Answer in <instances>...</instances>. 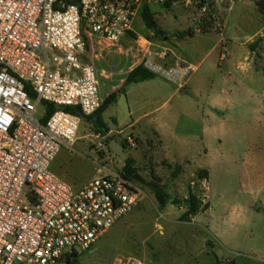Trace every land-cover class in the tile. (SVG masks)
<instances>
[{
    "label": "built area",
    "instance_id": "built-area-1",
    "mask_svg": "<svg viewBox=\"0 0 264 264\" xmlns=\"http://www.w3.org/2000/svg\"><path fill=\"white\" fill-rule=\"evenodd\" d=\"M56 2L0 0V264H66L68 255L89 250L132 212L144 194L113 167L121 163L102 135L96 147L108 162L82 188L51 167L77 141L79 119L64 108L92 116L109 96L101 93L104 70L81 60L86 36L128 58L133 69L153 68L170 49L146 39L143 45L139 39L123 43L134 32L137 9L119 0H80L60 9ZM195 71L184 68L185 75ZM43 102L56 108L46 121L45 111L38 117ZM124 143L137 148L133 136Z\"/></svg>",
    "mask_w": 264,
    "mask_h": 264
},
{
    "label": "rangeland",
    "instance_id": "rangeland-1",
    "mask_svg": "<svg viewBox=\"0 0 264 264\" xmlns=\"http://www.w3.org/2000/svg\"><path fill=\"white\" fill-rule=\"evenodd\" d=\"M119 1L133 10L137 9L134 32L130 37L139 39L141 45L146 39L174 49L177 42L174 38L182 33L197 29L211 31L192 40L187 38L178 47L179 53L189 55L194 63H198L196 55H205L216 46L195 75L207 82L201 86L200 98L190 90L191 87L185 88L161 112H166L168 108H180L182 104L186 106L193 98L208 99V95L218 97L223 108L213 112L212 133L204 140L208 150L207 171L197 174L194 179L195 193L192 196L199 201L200 213L197 220L188 224L194 217H186L188 208L184 215L169 213L168 209L159 205L149 188V183L153 181L166 186L170 194L168 203L171 202L170 197L175 193L176 166L167 161L147 163L143 161L146 160L145 148L126 147L124 152L127 157L141 159L136 166L147 182L146 185L138 182L144 194L132 212L101 236L89 250L78 254L76 264H264V38H256L251 44L243 46H239L243 41L236 42L237 46L233 42L222 43L226 38L220 30L231 4L229 0H203L204 3L201 0H178L170 6H166L167 0H148L155 14L164 17L162 28L168 41L156 38L152 31L146 29L141 15L144 0ZM255 2L264 4V0ZM253 9L252 6L237 5L229 21L230 29L240 28L236 19L239 16L240 19L248 17ZM254 28L257 29L258 25L255 24ZM226 48L227 51L241 49L257 53L251 60L250 71L244 76V85L232 88L231 94L218 85L219 75L216 72L220 55L228 54L224 51ZM169 55L170 52L162 60L168 59ZM209 78L215 80L212 88ZM146 81V86L154 83L165 86L169 89L165 93L175 90L171 83L159 76ZM119 102L112 103L114 105L103 114L111 127L114 124L109 116L123 105V108L128 107L125 100ZM133 103L143 104L139 96L134 98ZM44 111L45 107L40 103L38 117ZM119 125L122 124L119 122ZM127 134L128 131L125 136ZM99 135L93 121L80 118L73 151L62 149L51 170L55 173L68 170L77 184L92 180L98 168L96 164L105 165L108 162L104 160V153L96 147L101 141ZM103 141L107 144L111 142L110 138ZM189 145L193 147V143ZM191 146L181 149L168 138L164 144L165 156L179 163L178 157L182 153L196 156V152L190 153ZM115 156L116 163L119 161L121 164H114L113 167L121 169L125 159Z\"/></svg>",
    "mask_w": 264,
    "mask_h": 264
},
{
    "label": "crops",
    "instance_id": "crops-1",
    "mask_svg": "<svg viewBox=\"0 0 264 264\" xmlns=\"http://www.w3.org/2000/svg\"><path fill=\"white\" fill-rule=\"evenodd\" d=\"M229 1H231V4L226 11L223 27L220 30L222 31L221 34L226 38L222 40V43L227 45L226 43L233 42L234 45L237 46L236 42L243 41V43L239 45L243 46L251 44L256 38H264V14L258 9L255 0ZM240 4L252 6L254 9L250 12L248 17L242 16L240 19L239 16L236 19L240 23V28L230 29L229 21L236 6ZM150 9L154 14V20L158 27L164 30L162 28L164 17H162L163 19L160 18L155 14L152 7H150ZM236 17H234V19ZM254 23L258 25L257 29L254 28ZM210 32L211 31L204 32L201 29H197L193 32L189 31L186 34L182 33L181 36L174 38L177 40L176 47L170 49L168 59H155L153 61V68L146 67L154 72L156 77H161L175 87V90L167 93H165V91L169 89L165 86L156 83L152 86H146L145 83L147 81L124 87L127 75L133 70L130 60L128 58L119 57L109 48L105 49L104 44H101L102 42L95 37H85L87 40V49L85 54L81 56V60L84 63L94 64L99 69L104 70V72L100 73L101 93L103 96L106 97L107 95L110 96L111 94L117 93V99L114 104L124 100L128 104L127 108H123V105L109 116L114 127H111L103 118L109 128V133L104 137H108L111 142L116 141L123 146L125 138L127 136H133L137 140V147L140 146L145 148L146 160L143 159V161L147 163L167 161L169 164L180 168V171L173 181L175 193L170 197L171 202L164 207L172 214L184 215L187 212L188 207L184 205H174L172 202L174 199L189 201L190 197L195 193V176L207 171L206 158L208 150L205 147L204 140L206 136H211L212 133L211 121L215 119L213 112L221 110V108H223V103L218 97H211L208 95V99L205 98V100L193 98L185 104L186 106L182 104L180 106L181 109L168 108V110L163 113L161 110L168 106L178 92L182 93L184 92L183 90L188 87H191L190 90L200 98V94L202 93L201 86L207 82L202 81L201 77L195 75L199 72L200 66L215 51L216 46L212 47L205 55H196L198 63H194L189 55H182L179 53L178 47L180 44H183L187 38H191L192 40L199 35H205ZM168 39L169 38L166 37L165 41H168ZM131 42H133V39L130 36L123 41L125 44H130ZM153 43L158 45V43ZM224 51L228 52V54L220 55L216 66V72L219 75L218 85L222 87L223 91L230 92L231 94L232 88L244 85V76L248 73L247 71L250 69L251 60L256 57L257 53L255 51L250 50V52H248L241 49L227 51V48L224 49ZM188 65L195 66L196 71L185 75L184 68ZM260 68L261 67H258V69ZM128 70L129 72L125 73V71ZM244 72L245 74H243ZM204 80L206 81V79ZM208 81L211 84L210 88H212L215 85V80L209 78ZM248 90L250 92L252 91V89ZM164 94H166V96ZM136 96L141 98L143 104L133 103ZM113 105L106 109L104 115ZM119 122L122 125H119ZM127 131L129 134L125 136ZM168 138L174 140L181 149L186 146L189 148L191 146L189 145L190 142L193 143V147L191 146L192 150L189 149V151L190 153L196 152V156L182 153L178 157L179 163L170 161L165 156L166 147H164L166 139ZM66 150L69 152L71 151L68 149ZM61 151L59 154H61ZM161 152H163L162 155ZM59 154L56 159L59 157ZM130 157L135 161V165L141 160L135 156ZM197 157L198 161H196ZM54 162L52 163V169ZM96 166L98 168H96V175H94V178L99 175V162ZM55 174L71 184L75 189H80L91 181L77 184V182L71 178L72 173L66 169L58 171V173ZM167 189L166 187V191ZM209 208L206 210L207 212ZM198 215L191 217V222H188V224H193L197 220Z\"/></svg>",
    "mask_w": 264,
    "mask_h": 264
},
{
    "label": "trees",
    "instance_id": "trees-1",
    "mask_svg": "<svg viewBox=\"0 0 264 264\" xmlns=\"http://www.w3.org/2000/svg\"><path fill=\"white\" fill-rule=\"evenodd\" d=\"M148 0L143 1L142 9H141V15L144 22V25L148 31H152L156 38L160 40H164L167 33L164 30H161L156 21L154 20V14L152 13L150 6L147 2ZM178 0H167L166 6H170L171 3H174ZM80 0H57L55 4L56 9H60L63 4L65 5H73V4H79ZM202 3H204L203 0H201ZM256 5L261 13L264 14V4L260 2H256ZM133 33L130 34V36ZM136 39V38H134ZM156 43V42H155ZM156 77V74L146 68L145 66L141 65L136 68H134L126 77L124 87H127L131 84H137L144 82L146 80L154 79ZM32 98L36 99V96L32 94ZM117 99V93L111 94L108 96L103 105L97 110V112L92 116H84L81 109L78 107H66L64 110L74 116H76L78 119L80 118H88L91 121H93L94 125L96 126L98 132L105 136L109 133V128L107 124L105 123L103 119V114L106 111V109L116 101ZM45 107V116L43 121L48 120L51 115L56 111V108L47 102L42 103ZM123 147L126 148V144L123 143ZM138 168L135 165V161L131 157H127L125 159V164L121 169V173L124 177H126L129 180H134L133 177L136 173H138ZM180 171V168L176 166V171L174 175H177ZM149 188L152 192V194L155 196L156 200L158 201L159 205L161 207H165L169 201V194L166 191V187L161 185L158 182H150ZM190 206L188 207V216H195L199 212V201L195 196H191L189 199ZM78 254H72L67 256V263L66 264H76Z\"/></svg>",
    "mask_w": 264,
    "mask_h": 264
},
{
    "label": "water",
    "instance_id": "water-1",
    "mask_svg": "<svg viewBox=\"0 0 264 264\" xmlns=\"http://www.w3.org/2000/svg\"><path fill=\"white\" fill-rule=\"evenodd\" d=\"M109 147L110 149L115 153L117 154L118 156H121L123 157L124 159L127 158L125 152H124V147L122 145H120L118 142L116 141H112L110 144H109ZM133 179L143 185H146L147 182L146 180L139 174V173H136L133 177ZM174 205H184L186 207H189L190 206V202L189 201H180L179 199H174L173 202H172Z\"/></svg>",
    "mask_w": 264,
    "mask_h": 264
}]
</instances>
